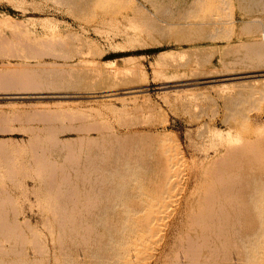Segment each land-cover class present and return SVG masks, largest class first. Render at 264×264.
I'll list each match as a JSON object with an SVG mask.
<instances>
[{
    "label": "rangeland",
    "instance_id": "rangeland-1",
    "mask_svg": "<svg viewBox=\"0 0 264 264\" xmlns=\"http://www.w3.org/2000/svg\"><path fill=\"white\" fill-rule=\"evenodd\" d=\"M261 33L264 0H0V68L30 73L0 83V191L9 216L27 222L33 264H69V248L84 255L72 264H90L84 233L72 240L60 227L67 218L90 225L89 203L127 233L143 227L104 264H120L125 246L130 264H162L187 223L177 203L187 195L181 209L195 207L216 153L230 142L264 157ZM38 109L50 119L29 116ZM114 139L131 153L119 171L125 182L110 192L130 191L110 206L88 172ZM162 158L164 172L155 167ZM173 217L154 260L158 224Z\"/></svg>",
    "mask_w": 264,
    "mask_h": 264
},
{
    "label": "bare ground",
    "instance_id": "bare-ground-1",
    "mask_svg": "<svg viewBox=\"0 0 264 264\" xmlns=\"http://www.w3.org/2000/svg\"><path fill=\"white\" fill-rule=\"evenodd\" d=\"M258 2L254 4L258 5ZM262 38L264 39V34L261 33L260 39ZM29 77L30 73L25 69L2 70L0 68V83L8 86L12 83L14 86L19 85L16 84L19 81L17 78L28 79ZM3 84L0 86L3 87ZM31 113L29 116L50 119L47 109L33 110ZM5 117L4 114L0 115L2 119ZM225 137L228 139L230 135ZM112 141L113 143L110 141L109 144L104 145V149L109 150L105 160L92 163L90 161V166L88 164L89 183L98 182V188H96L99 192L107 197L108 195L113 197L114 200L109 203L110 206L116 204V198L127 196V192L130 191L125 188L121 193L110 192L114 186L125 182L121 176L122 172L119 171L126 165V153H131V146L126 142L116 139ZM102 144H100L101 147ZM93 147H96V144ZM214 158L216 165L209 173V177L213 179L206 180L203 194L195 196L197 199L195 207L190 203L186 213L181 209V205H186L188 202L187 195H183L182 201L177 203L179 207L177 214L180 215L179 217L183 214L178 221L186 220L187 223L180 230L181 235L177 236L178 239L174 245L166 250L162 264H264V157L254 150L245 153L239 147L231 146L230 142H227ZM166 163V160L162 158L155 167L158 170L162 167L164 172ZM73 166L77 168V164ZM91 172H96L94 178ZM3 190L4 196L0 191V264H33L35 257L33 255L29 257L24 246L27 238L25 229L27 222L16 216L13 218L9 216L10 207L6 201L10 198L7 188ZM102 215L103 212L95 208L94 203H89V217H92L90 225L83 229V221L79 218H67L63 220L67 225L62 224L63 222L60 224L61 230L67 228L71 235L76 234L72 236V240L79 235L82 237L84 233L79 242L89 240L90 264H104L110 257L109 250L113 251L116 245L132 240L130 232L136 236L138 231L143 230L142 226L135 228L129 226L131 231L127 233L124 231L126 224L122 220L106 221L105 218L100 219ZM173 219L174 217L170 221H165L162 227L158 224V229L163 233L159 239L160 243L155 247L159 250L158 255L151 254L154 260L164 254L165 247L169 244ZM150 220L153 218L144 219V225L146 226ZM100 223L103 225L102 229L97 228ZM123 231L126 235L120 239ZM69 254H71L70 248L65 259L69 264L73 261L78 263L84 259L83 254L77 253L76 258H72ZM118 259L121 261L120 264H130L134 263L135 255L125 246L123 250L121 248Z\"/></svg>",
    "mask_w": 264,
    "mask_h": 264
}]
</instances>
